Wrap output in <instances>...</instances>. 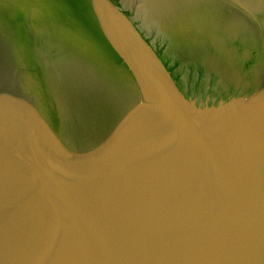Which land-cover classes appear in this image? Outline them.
I'll return each instance as SVG.
<instances>
[{"label":"water","instance_id":"water-1","mask_svg":"<svg viewBox=\"0 0 264 264\" xmlns=\"http://www.w3.org/2000/svg\"><path fill=\"white\" fill-rule=\"evenodd\" d=\"M0 264H264V0H0Z\"/></svg>","mask_w":264,"mask_h":264}]
</instances>
